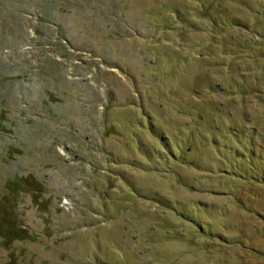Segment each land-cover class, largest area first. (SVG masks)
<instances>
[{"label": "rangeland", "instance_id": "rangeland-1", "mask_svg": "<svg viewBox=\"0 0 264 264\" xmlns=\"http://www.w3.org/2000/svg\"><path fill=\"white\" fill-rule=\"evenodd\" d=\"M0 227V264H264V0H0Z\"/></svg>", "mask_w": 264, "mask_h": 264}, {"label": "trees", "instance_id": "trees-1", "mask_svg": "<svg viewBox=\"0 0 264 264\" xmlns=\"http://www.w3.org/2000/svg\"><path fill=\"white\" fill-rule=\"evenodd\" d=\"M26 186V185H25ZM11 221V220H10ZM12 222V221H11ZM13 226H15L14 224L12 225V224H10V225H6V227L5 228H8V230H9V232H11V233H13V236L14 235H19L18 237H21V236H23L24 235V233L25 234H27L28 233V231H26V230H19L18 228H16V227H13ZM0 229H1V227H0ZM22 231V232H21ZM26 231V232H25ZM21 232V233H20Z\"/></svg>", "mask_w": 264, "mask_h": 264}]
</instances>
